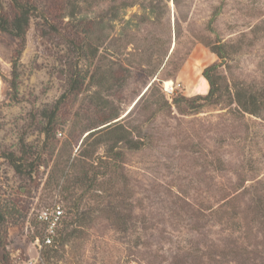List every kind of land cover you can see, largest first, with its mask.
<instances>
[{"label": "rangeland", "instance_id": "1", "mask_svg": "<svg viewBox=\"0 0 264 264\" xmlns=\"http://www.w3.org/2000/svg\"><path fill=\"white\" fill-rule=\"evenodd\" d=\"M35 1L16 76L18 39L0 31V155L31 154L23 173L0 157V264L36 254V213L55 203L62 236L43 255L56 264H264V111L227 92L264 91V0ZM47 21L81 48L41 36ZM213 63L222 102L176 104L209 91Z\"/></svg>", "mask_w": 264, "mask_h": 264}, {"label": "trees", "instance_id": "2", "mask_svg": "<svg viewBox=\"0 0 264 264\" xmlns=\"http://www.w3.org/2000/svg\"><path fill=\"white\" fill-rule=\"evenodd\" d=\"M177 1V0H175ZM39 13V6L35 0H10L8 9L5 8L3 0H0V31L8 33L18 39V49L15 51V59L13 61V74L17 75V60L19 59L27 41V33L30 28V22L33 16H36ZM116 15H113V18ZM112 25L108 23L107 27ZM57 32L69 42L74 50L81 48V41L77 39L76 33L72 30L66 33L62 29H57L55 25L47 21V29H41V36H48L49 34ZM215 48V47H214ZM219 57H222L220 51L213 49ZM218 67L217 63H213L203 70V76L208 80L210 88L205 95H196L193 97H176L174 101L176 104L180 105L183 102L188 104L189 107L199 108L203 104H217L222 102L223 98L226 97L224 90L219 88L214 79L212 72L215 71ZM82 88V81L78 77H75L71 83L70 90L72 92H79ZM228 96L236 102L239 107L244 111L254 115L261 114L264 111V91L259 90L255 85H246L243 83L238 84L234 87L233 92L228 90ZM203 100V102H199ZM61 100L57 103L54 109L45 113V123L43 125V133L45 134V146H49L54 142L56 131L58 128V113L60 110ZM116 117H113V119ZM109 121V119H107ZM107 126H109L107 124ZM94 131H91L87 134L90 135ZM123 141L124 146L127 148H134L136 146L135 142L129 139L127 136L121 134L116 138V142ZM132 143L134 145H132ZM27 145L23 142L22 155L17 156L14 152H4L0 157L6 158L15 168L18 173H23L26 170V164L29 163L31 154L28 153L26 149ZM120 154V153H119ZM36 155L37 166L39 167L42 164L43 153H32V156ZM23 161V163H22ZM30 166V165H29ZM77 208V207H76ZM71 209L74 216H78L79 209ZM0 219H2V214L0 213ZM76 219L74 217L71 220L74 222ZM70 224V223H69ZM62 232L59 230L58 236H56L52 248L56 246L59 238L61 239ZM67 234L62 237V242H65ZM50 247V248H51ZM47 257H50V250L46 252Z\"/></svg>", "mask_w": 264, "mask_h": 264}, {"label": "built area", "instance_id": "3", "mask_svg": "<svg viewBox=\"0 0 264 264\" xmlns=\"http://www.w3.org/2000/svg\"><path fill=\"white\" fill-rule=\"evenodd\" d=\"M65 211L61 204L55 203L39 209L36 218L42 226L41 236L35 239L36 254L28 258L24 264H56L43 255L47 246H52L64 223Z\"/></svg>", "mask_w": 264, "mask_h": 264}, {"label": "bare ground", "instance_id": "4", "mask_svg": "<svg viewBox=\"0 0 264 264\" xmlns=\"http://www.w3.org/2000/svg\"><path fill=\"white\" fill-rule=\"evenodd\" d=\"M167 88H171L172 84L171 83H165Z\"/></svg>", "mask_w": 264, "mask_h": 264}]
</instances>
